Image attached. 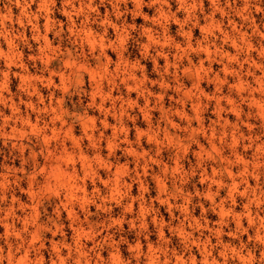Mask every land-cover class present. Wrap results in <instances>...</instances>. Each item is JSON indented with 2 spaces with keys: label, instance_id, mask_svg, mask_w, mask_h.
I'll return each instance as SVG.
<instances>
[{
  "label": "rangeland",
  "instance_id": "rangeland-1",
  "mask_svg": "<svg viewBox=\"0 0 264 264\" xmlns=\"http://www.w3.org/2000/svg\"><path fill=\"white\" fill-rule=\"evenodd\" d=\"M0 264H264V0H0Z\"/></svg>",
  "mask_w": 264,
  "mask_h": 264
}]
</instances>
